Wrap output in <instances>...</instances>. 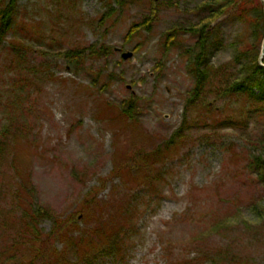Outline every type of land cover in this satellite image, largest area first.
I'll return each instance as SVG.
<instances>
[{
	"label": "rangeland",
	"instance_id": "obj_1",
	"mask_svg": "<svg viewBox=\"0 0 264 264\" xmlns=\"http://www.w3.org/2000/svg\"><path fill=\"white\" fill-rule=\"evenodd\" d=\"M213 2L20 0L19 17L6 44L18 38L32 43L36 50L30 60L42 64L43 73L34 87L21 92L25 82L15 79V87L7 79L13 74L0 53V101L19 93L20 118L29 127L25 137L11 144L12 153L0 167V216L3 209L13 212L20 194L27 208L44 209L51 217L26 231L20 228L23 213L3 214L9 242L20 235L27 239L19 242L18 256L28 253L37 233L39 249L47 241L49 251L65 250L72 238L89 236L119 204H127L126 197L136 190L128 176L138 172L136 160L182 125L185 95L196 83L184 54L195 43L187 30L210 14L201 5L214 6ZM219 19L213 24H219V30L211 36L210 66L232 60L235 50L230 43L246 29L230 14ZM145 20L150 28L140 26L127 40L132 25ZM172 32L176 38L168 45ZM92 44L131 50L134 56L124 60L114 51L103 58L86 56L75 64L64 57L69 50ZM133 93L142 112L137 122L128 121L114 107ZM215 99L214 94L207 98ZM218 105L223 102L213 105L216 109L206 114V122L185 131L191 139L173 155L163 151L154 156L163 159L157 168L165 179L156 195L136 196L139 213L126 259L106 256L99 264H168L182 257H199L196 264H264V220L252 221L249 212L251 201L258 194L264 197V188L248 167L255 135L264 132V119L256 121L254 129L237 128L229 122L230 111L223 115ZM115 172H125L126 177ZM27 192L29 200L24 198ZM71 224L77 229L68 234ZM53 227L56 231L47 239ZM166 247L169 251L164 253Z\"/></svg>",
	"mask_w": 264,
	"mask_h": 264
},
{
	"label": "trees",
	"instance_id": "obj_2",
	"mask_svg": "<svg viewBox=\"0 0 264 264\" xmlns=\"http://www.w3.org/2000/svg\"><path fill=\"white\" fill-rule=\"evenodd\" d=\"M114 1L119 2L121 0ZM213 3L214 6L207 3L201 5L210 14L201 22L191 25V28L187 30L195 38V43L185 50L184 54L189 59L188 69L195 76L196 83L185 95L186 106L183 112L182 125L169 138L164 139L162 144L153 149H147L143 158L136 160V162L131 158L133 162L137 163L135 168L138 172H129L128 176L137 185L132 187L136 190L130 195V198L126 197L127 204H119L106 220L99 223L98 228L95 227L90 231L89 236L72 238L71 246L62 251H57L55 248L49 251L47 241L45 242V246L47 245L44 247L45 249H39L36 243L40 240L41 235L37 233V236L30 240L29 251L24 256H18L17 252L22 246L19 242H25L27 239L20 235L16 236L14 240L12 239L13 242L10 243L9 239L11 238L6 229L7 223L0 219V228L3 231L0 236V264H10L16 261L20 264H33L39 259H42L41 264H58L59 259L63 261V264H99V259L106 256L124 261L131 248L129 239L132 236L131 231L135 229L132 224L135 223V218L139 213L137 206L139 197L136 196L156 195L159 192L158 184L165 179L164 172L157 168L163 159L154 156L163 151L170 152L171 154L168 156L173 155L191 139L185 131L197 125L198 122H206L209 118L206 114L216 109L213 105L216 106L220 101L223 102V106L218 105L219 109L223 115L230 111L232 116L229 117V122L237 128L244 126L250 128L252 126L254 129L255 122L264 119V65L260 62L261 47L264 40V3L262 0H214ZM19 9L20 0H0V53L4 52L2 61L7 63V71L13 74V77L9 75L7 79L13 80L15 87L18 86L15 79L20 78L25 82L19 87L22 92L27 87H34L36 80L41 77L43 72L41 71L42 64L36 65L30 60V53L36 50L32 43L24 38H18L6 44L7 37L14 31L19 17ZM224 14H230L231 17L245 23V31H248L246 33H244L245 31L241 32L230 43L235 51L229 63L210 66L208 56L211 36L214 31L219 30L217 28L219 24H213L220 20L219 18ZM140 26L150 28L151 23L149 20L135 23L129 30L126 39L129 40L136 35ZM175 38L176 32L170 33L167 37V44L169 45ZM114 51L116 49L109 45L97 46L92 44L81 50H69L64 54V57L69 61V64H75L80 63L86 56L103 58L110 56ZM41 53H45V51ZM60 55L62 54L60 53ZM104 85L108 88L110 82L106 81ZM210 94L215 95L214 101L207 100ZM22 100L23 97L17 93L14 98L4 95L3 100L0 101V110L2 109L0 113V167L4 163L5 157L8 158L12 153L11 144L16 142L17 138L25 137L29 130L27 123L20 118L23 107L21 105ZM139 103V97L133 93L114 107L118 110L119 115L128 121L137 122L142 116V112L139 111ZM106 105L108 106L109 103ZM141 151L143 150H140L138 154H141ZM126 166L127 164L124 167ZM248 167L257 178L258 183L264 188V132L255 135L254 152L250 156ZM113 175L126 177L125 172H115ZM122 184L131 191L126 183L122 182ZM28 194L27 192L25 199H28ZM16 197L17 199L15 198L14 205H12L13 212L10 213L3 209L0 218L7 216V214H15V210L19 214L23 213L24 218L22 216L21 219L18 218L20 228L23 227L24 230L30 231L32 228H37L38 225L36 224L40 219L51 217L44 209L27 208L28 205H24L25 200L24 202L20 200V194ZM249 212L253 218L252 221L262 222L264 220L263 195L258 194V197L251 201ZM4 213L5 216H3ZM117 219L119 221H116ZM225 224V221L222 222V226ZM61 226H63L61 229L67 227L65 223ZM69 226L71 228L68 234L77 229V225L71 224ZM53 229V233H50L47 239L53 237L51 235L54 234L56 228L53 227ZM166 251H169L168 247L164 249V253ZM71 255L74 257L73 261L67 258ZM198 258L184 260L182 257L168 264H196Z\"/></svg>",
	"mask_w": 264,
	"mask_h": 264
},
{
	"label": "water",
	"instance_id": "obj_3",
	"mask_svg": "<svg viewBox=\"0 0 264 264\" xmlns=\"http://www.w3.org/2000/svg\"><path fill=\"white\" fill-rule=\"evenodd\" d=\"M262 1L264 3V0H262ZM118 50H121V49H118ZM121 56H122V58L124 60H128V59H130V58H132L134 56V52L131 51V50L123 51ZM263 58H264V41H263V44H262V52H261V55H260V62H261L262 65H264L262 63Z\"/></svg>",
	"mask_w": 264,
	"mask_h": 264
}]
</instances>
